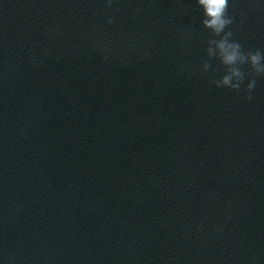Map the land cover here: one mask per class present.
<instances>
[{
	"label": "clouds",
	"instance_id": "clouds-1",
	"mask_svg": "<svg viewBox=\"0 0 264 264\" xmlns=\"http://www.w3.org/2000/svg\"><path fill=\"white\" fill-rule=\"evenodd\" d=\"M197 2L203 9L205 17L202 21L203 26L211 30L214 36L220 37L218 40H209L206 49L209 59L216 57L226 68V74L213 83L217 87H228L240 92L241 83L245 78V72L240 66L248 64L255 75H264V53L259 50L245 53L239 42L230 39L232 32H225L232 23V19L227 15L229 0H197ZM209 67L210 64L205 61L203 69L207 71ZM255 83V79L251 80L247 84L246 91L250 93L255 88ZM247 98L252 99L251 95Z\"/></svg>",
	"mask_w": 264,
	"mask_h": 264
}]
</instances>
